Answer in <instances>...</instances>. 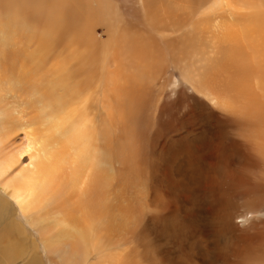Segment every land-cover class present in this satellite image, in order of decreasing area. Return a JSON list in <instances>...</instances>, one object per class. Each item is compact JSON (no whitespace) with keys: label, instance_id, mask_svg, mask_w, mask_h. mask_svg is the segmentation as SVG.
Masks as SVG:
<instances>
[{"label":"bare ground","instance_id":"bare-ground-1","mask_svg":"<svg viewBox=\"0 0 264 264\" xmlns=\"http://www.w3.org/2000/svg\"><path fill=\"white\" fill-rule=\"evenodd\" d=\"M136 5L141 13L138 19H143L153 28L172 32L175 56L200 65L199 78H226L225 96L230 87L228 78H232L238 114L251 125L248 152L240 149L245 156L246 168L253 174L259 161L264 166V0H136ZM155 6L164 12V16L158 11L156 14L147 13L149 8ZM78 9L72 20L64 21L60 26L48 23L46 37L57 36L48 42L74 50L76 62L73 66H76L82 78H26L35 82L27 90L34 113L25 109L28 103L15 105L17 117L6 122L5 118L9 117L10 112L0 108V220L5 219L0 227V238L5 239L0 246V264L21 258L24 259L22 264H42L41 254L35 250L39 247L38 243L33 240V250H30L29 245L17 239L31 230L45 244V258L52 264H57L54 259L62 261V264L64 261L65 264H77L81 256L78 264H88L87 260L93 253L97 260L94 264H127L126 250L122 248L125 241H120L122 237L119 236L110 240L112 229L120 232L123 226L121 220H124L122 211L115 209L120 220H116L112 228L108 195L113 178L108 175L107 160L111 136L108 128L109 107H112L110 98L117 92L116 78H147L149 72L162 68L160 59L163 54L157 46L156 33L150 37H137L134 36L137 32L132 35L124 31L125 25L112 33L109 25L103 22V34L98 35L95 27H92L91 32L97 38L93 37L86 30L87 25L100 20L103 13L105 19L114 21L116 11L113 8L94 7L86 0H79ZM69 24L73 25V29L66 27ZM118 33L120 44L114 43V47L121 50L119 58L116 51L112 52V46L101 41L104 35L106 40ZM80 48L83 51L79 52ZM104 59L105 68L104 64H98ZM111 65L113 68H110ZM176 67L179 68L178 62ZM65 68L66 65H63L61 76ZM86 73L88 77L83 78ZM185 79L192 90L201 88L196 83L197 79L195 82L190 81L191 78ZM75 84L82 94L71 96L77 91L72 87ZM175 85L178 87L179 84ZM114 86V94L108 93L110 87ZM59 89L61 94L55 100ZM129 89L138 95L135 98L131 96V99L145 96L140 95L136 86ZM157 95L159 99L160 95ZM222 105L230 112L226 99ZM116 106L122 107V104ZM173 106L176 108L174 113H177L178 104L174 103ZM129 107L131 104H127ZM37 109L42 111L38 117ZM160 114H163L161 109ZM60 115L65 116L60 118ZM156 123L160 124L159 118ZM187 123L190 125L193 122L189 118H181L179 127L168 130L167 134L171 136L169 145L184 140L180 130ZM19 130L24 141L20 139L21 146L16 148V152H11L8 144L15 142L16 138L13 139L12 135ZM161 131L164 133V130ZM183 132L185 136L190 134L188 128ZM218 138L222 140L224 135ZM223 146L215 144L219 154L212 158L216 160L215 181L220 190L230 194L239 192L241 199L245 195L244 201L253 187L264 191L261 180L253 178L255 182L252 187L233 167L220 163ZM186 151V160L179 162L177 157L181 151L176 150L175 155L172 154L167 161L171 171L176 174L194 154L189 146ZM22 157L25 161H21ZM231 163L240 166L241 159H238V163ZM197 165L196 160L192 164L190 161L189 172L201 167L197 168ZM225 171L228 174H223ZM263 174L259 177L264 178ZM156 182L161 183V180L157 178L153 183ZM9 212L11 214L8 216ZM53 216H59L61 219L57 220L64 227L50 222ZM227 218L221 210V222L230 227L232 225ZM240 218L244 222L251 219L246 218L245 213L240 214ZM51 225L56 227L52 229ZM260 254L264 256L262 251L251 250L249 260ZM259 260V264H264V257H259Z\"/></svg>","mask_w":264,"mask_h":264},{"label":"rangeland","instance_id":"rangeland-1","mask_svg":"<svg viewBox=\"0 0 264 264\" xmlns=\"http://www.w3.org/2000/svg\"><path fill=\"white\" fill-rule=\"evenodd\" d=\"M86 1L94 7L113 8L116 11L114 21L105 19L103 13L100 20L87 25L86 30L93 37L97 38L92 34L91 28L95 27L98 35L103 34V22L109 25L112 33L125 25L124 31L132 35L137 32L134 35L137 37H150L156 33L157 46L163 54L160 70L149 72L147 78H116L117 98L113 93L115 86L110 87L111 91H108L114 94L110 98L112 107H109L108 128L111 136L107 155L108 175L113 178L108 195L112 228L115 221L120 220L115 209H120L124 216V220H121V231L115 232L113 228L110 240L119 236L122 237L120 241H125L122 248L126 250L127 264H259V257L263 259L264 256L260 254L261 256L249 260L248 253L253 249L264 253V191L255 190L253 187V178L261 180L264 184V178L259 177L264 173V166L263 162L259 161L253 174V171L249 172L246 168L245 156L240 149L248 152L247 141L251 125L238 114L236 89L231 82L232 78H228L230 87L227 96L224 92L227 86L224 82L226 78H199L200 65L192 64L184 57L175 56L173 34L170 30L153 28L143 19H138L141 13L136 0ZM78 7L79 0H33L32 3L23 0H0V108L10 112L9 119L5 118L6 122L17 117L15 105L24 106L28 103L25 109L33 112L32 99L28 98L27 90L31 89L35 82L26 78H82L76 66H73L76 62L74 50L48 42L55 40L57 36L46 37L48 23L60 26L64 21L72 20L79 10ZM157 11L164 16L158 6L149 8L147 13L156 14ZM66 27L73 29L72 24ZM105 37L104 35L101 41L112 46V52L116 51L119 58L121 50L114 47V43L120 44V34L110 36L106 40ZM71 51L73 52L70 53ZM81 51L82 48L79 49V52ZM177 62L179 68L176 67ZM98 64H104L105 68L106 60ZM63 65H66V68L61 76ZM110 68H113V65ZM86 77L87 73L83 75V78ZM185 78H191L192 82L197 79L196 83L201 88L192 90L186 85ZM175 84H179L178 87ZM76 86L75 84L72 87ZM131 86H136L140 95L145 96L131 99V96H138L129 89ZM74 90L77 91L70 94L71 96L82 94L79 87ZM62 92L67 94L66 91ZM157 93L160 95L159 99ZM60 94L61 89L58 90L55 100L59 99ZM225 99L230 112L222 105ZM118 103L122 104V107H117ZM174 103L178 104L177 113H174ZM127 104H131V107L127 108ZM37 111L36 117L42 113L39 109ZM65 115L59 117L63 118ZM26 116L30 117L29 114ZM158 118L159 125L156 123ZM181 118L192 120V124L184 125L190 134L185 136V128H182V144L169 145L171 136L167 134L168 130L179 127ZM161 130H164V133ZM14 134L12 136L13 139L16 138L15 142L8 144V150L11 152H16V148L21 146V141H24L20 130ZM223 135L224 138L220 140L218 137ZM216 143L224 145L220 163L233 167L246 183L253 187L251 194L247 193L246 201L245 195L244 199H241L239 192L230 194L220 190L215 181L217 164L212 158L219 154L215 149ZM231 143L237 145L231 146ZM188 146L194 153L190 159L191 164L196 160L197 168L201 167L195 171L190 170V173L188 160L176 174L171 171L167 161L169 162L172 154L175 155L176 150L181 151L177 157L178 161L186 160ZM238 159H241L240 166L231 163H238ZM21 161H25V158L22 157ZM223 174L228 173L225 171ZM157 178L161 183H153ZM248 184L245 186H249ZM221 210L226 213L232 226L223 225L220 220ZM242 213L251 219L244 222V219L240 218ZM10 214L11 212L8 216ZM57 219L61 218L53 216L49 220L59 223L58 226L62 227L61 221ZM4 220H0V227ZM55 227L56 225H51L52 229ZM25 229L29 230L28 227ZM17 239L29 245L30 250H33L35 240L39 246L35 250L41 254L42 264H52L46 260L45 244L37 239L34 230L29 233L26 231L25 235L18 236ZM4 242L5 239L0 238V246ZM81 259L82 256L77 264ZM23 261L21 258L8 264H22ZM54 261L62 264V261ZM96 261L93 253L87 263L94 264Z\"/></svg>","mask_w":264,"mask_h":264},{"label":"snow or ice","instance_id":"snow-or-ice-1","mask_svg":"<svg viewBox=\"0 0 264 264\" xmlns=\"http://www.w3.org/2000/svg\"><path fill=\"white\" fill-rule=\"evenodd\" d=\"M243 222V221H242Z\"/></svg>","mask_w":264,"mask_h":264}]
</instances>
